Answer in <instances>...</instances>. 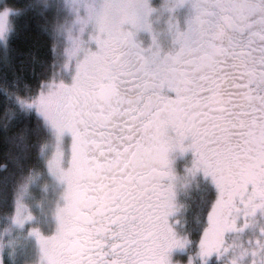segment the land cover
I'll return each mask as SVG.
<instances>
[{
    "label": "snow or ice",
    "instance_id": "obj_1",
    "mask_svg": "<svg viewBox=\"0 0 264 264\" xmlns=\"http://www.w3.org/2000/svg\"><path fill=\"white\" fill-rule=\"evenodd\" d=\"M31 7L61 71L23 96L0 74V131L35 120L40 168L0 184V264H264V0Z\"/></svg>",
    "mask_w": 264,
    "mask_h": 264
},
{
    "label": "trees",
    "instance_id": "obj_2",
    "mask_svg": "<svg viewBox=\"0 0 264 264\" xmlns=\"http://www.w3.org/2000/svg\"><path fill=\"white\" fill-rule=\"evenodd\" d=\"M36 2L37 0H0V11L7 7L22 13L19 17L11 18L16 24V34L11 40V67L4 69L0 66V74L6 72L9 81L13 79L14 72L20 77L22 90L19 94L21 96L24 95L25 85L35 91L43 80L52 75L53 71L59 73V66L55 69L52 67L60 63L59 56L54 54L53 49L55 48L58 53L61 45L44 31L45 18L39 14V8L31 7ZM46 19L50 30L62 22L59 18H54L51 11L46 14ZM3 111V97H0V124L4 123ZM35 124V120L13 121L9 124L7 132L0 131V167L6 166L7 169V171H0V184L5 177H11L17 173L20 166L40 170L36 162L38 150L33 146L36 144V136L29 137L26 145H20L15 139L25 129L29 131L34 129ZM21 148H26L25 155L28 157L26 163L19 159ZM2 226L3 221L0 220V227ZM192 239L198 238L193 235Z\"/></svg>",
    "mask_w": 264,
    "mask_h": 264
},
{
    "label": "rangeland",
    "instance_id": "obj_3",
    "mask_svg": "<svg viewBox=\"0 0 264 264\" xmlns=\"http://www.w3.org/2000/svg\"><path fill=\"white\" fill-rule=\"evenodd\" d=\"M2 10H3V8H2ZM61 23H62V22H61ZM58 65H59V64H58ZM60 71H61V69H60V67H59V73H60ZM59 73H58V74H59Z\"/></svg>",
    "mask_w": 264,
    "mask_h": 264
}]
</instances>
